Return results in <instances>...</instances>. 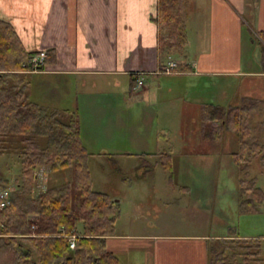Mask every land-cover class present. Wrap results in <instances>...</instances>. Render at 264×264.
<instances>
[{
  "label": "rangeland",
  "instance_id": "obj_1",
  "mask_svg": "<svg viewBox=\"0 0 264 264\" xmlns=\"http://www.w3.org/2000/svg\"><path fill=\"white\" fill-rule=\"evenodd\" d=\"M250 3L251 0H244V7L240 8L244 22V62L250 58L249 28L256 27L252 21L254 11L250 16L253 10ZM206 7L202 0H191L186 23L190 44L187 50L196 46L205 48L207 44L206 32L198 31L195 19L190 18L206 12ZM260 40L263 42V38ZM187 53L172 58L187 62ZM219 80L211 78L210 82H206L203 92L208 99L206 101L223 106L236 104L247 107L250 116L249 143L255 140L263 145L262 149L253 145L254 156L246 175L240 173L231 154L240 150L235 133L223 131L217 141L202 137L201 107L195 105L191 98L197 89L192 86L201 87L200 82L198 84L193 78L175 84L166 79H161L159 84L158 80H150L149 92L141 89L132 93L136 99L130 101L129 108L125 100L120 101L116 117L112 118L110 110L95 113V108L83 119L85 128L94 125L93 129L97 131L93 137L94 145L102 153L89 155L87 160L91 188L108 194L118 202L120 212L114 231L139 238L127 241L134 251L131 258L134 264H152L156 242H175L184 236L209 233L211 228V234L232 232L259 237L256 239L261 243V255L264 257V199L249 201L252 193L247 195L240 187V180L249 179V184L253 183L254 187L264 191V124L261 123L264 121V76L231 77L222 80L226 84L218 86L222 83ZM186 85L192 88L189 96ZM127 88L123 84L119 90L122 92ZM169 88H172V93L167 98ZM208 88H212L211 94ZM113 89L109 86L102 92ZM145 93L148 94L146 101ZM175 93H185L186 96H175ZM139 94L141 99L137 98ZM146 103L155 105L157 117L154 116L153 121L149 116L153 114L152 109H147ZM167 105L171 106L170 109ZM206 128L209 129L208 126ZM135 139H143L142 144H148L140 149L141 143ZM89 148L91 150V146ZM105 152L116 153H109L110 157L103 154ZM164 152L171 155L170 161L160 155ZM12 161L0 155V174L5 172L11 184L19 173V165ZM168 163L170 168L165 167ZM37 174L34 190L39 192L68 180L71 170L51 173L43 167ZM244 200L245 205L253 209L243 210L241 205ZM77 229H81V223L77 224Z\"/></svg>",
  "mask_w": 264,
  "mask_h": 264
},
{
  "label": "trees",
  "instance_id": "obj_2",
  "mask_svg": "<svg viewBox=\"0 0 264 264\" xmlns=\"http://www.w3.org/2000/svg\"><path fill=\"white\" fill-rule=\"evenodd\" d=\"M189 5L191 0L157 2L153 20L157 24L158 70L166 66L169 56L184 54ZM249 30L253 46L261 53L264 73V44L260 40L264 41V35ZM34 54L21 46L10 24L0 20V155L16 156L19 162L12 184L5 172L0 174V189L9 191V203L0 208V264H120L106 247V237L113 234L119 217V204L91 188L90 154L81 141L78 112L46 107L30 99L28 73L32 66L28 60ZM43 67L44 61L36 70ZM188 68L186 63H177L175 71ZM134 81L135 76L131 83ZM248 111L244 105L206 103L200 116L203 138L217 141L223 131L237 135L240 150L231 154L245 175L254 156L253 145L257 149L263 146L255 140L249 143ZM160 155L171 160L169 153ZM43 167L51 173L70 169L71 177L36 192L37 173ZM248 180H240L241 190L252 193L249 201L262 200L264 191ZM245 201L243 210L253 209ZM72 236L73 248L69 244ZM207 254L208 264H264L259 239L212 238Z\"/></svg>",
  "mask_w": 264,
  "mask_h": 264
},
{
  "label": "crops",
  "instance_id": "obj_3",
  "mask_svg": "<svg viewBox=\"0 0 264 264\" xmlns=\"http://www.w3.org/2000/svg\"><path fill=\"white\" fill-rule=\"evenodd\" d=\"M202 1L207 4L206 12L190 18L195 19L198 31L206 32L207 44L205 48L196 46L187 50L190 45L187 38L184 54L188 51L189 61L176 59V62L186 63L189 68L171 74L156 73L157 24L153 17L158 0H0V20L10 24L26 51L46 53L43 69L28 73L30 99L46 107L78 112L81 141L87 152L94 156L102 154L94 145L93 137L97 131L93 124L85 128L83 119L95 108V113L110 110L114 118L120 101L124 100L129 108L130 101L136 99L132 96L135 92H131L135 73H140L144 79L142 91L148 92L150 80H158V84L161 79L172 84L188 78L197 80L201 88L192 86L197 89L191 98L201 108L212 103L206 101L203 93L211 78L222 82L231 77L264 76L261 54L253 46L251 36L250 58L243 61L244 22L240 10L244 0ZM250 5L256 26V30L253 29L264 35V0H251ZM123 84L128 88L121 92L119 88ZM221 84L226 81L218 86ZM109 86L114 88L113 91L102 92ZM192 88L185 86L188 96ZM171 89L167 90V98ZM208 89L211 94L212 88ZM186 94L175 93V96ZM144 95L145 101L148 100V94ZM137 98L141 99V94ZM146 107L152 109L153 114L149 116L153 121L154 116L157 117L155 105L146 103ZM167 107L170 109L171 106ZM135 141L141 143L140 149L148 144H142L143 139ZM109 153L114 155L116 152L103 154L110 156ZM2 157L19 164L16 156ZM209 201L212 202V198ZM211 230L167 244L156 242L152 264H208L207 243L212 238H259L247 234L229 237L235 233L211 234ZM135 239L139 238L113 231L106 237V247L118 257L120 264H134L131 262L134 251L127 241Z\"/></svg>",
  "mask_w": 264,
  "mask_h": 264
},
{
  "label": "built area",
  "instance_id": "obj_4",
  "mask_svg": "<svg viewBox=\"0 0 264 264\" xmlns=\"http://www.w3.org/2000/svg\"><path fill=\"white\" fill-rule=\"evenodd\" d=\"M46 57V53L44 51H40L37 54L31 56L28 60V63L32 66L30 69L31 72L35 71L37 66L43 62ZM177 68V62L172 57H168L166 66L162 70H158L157 74H171L175 73ZM144 79L140 75V73H135V81L131 86V92H138L144 87ZM9 203V191L8 189H0V208L5 207ZM70 247H74V236L70 237L69 239Z\"/></svg>",
  "mask_w": 264,
  "mask_h": 264
}]
</instances>
